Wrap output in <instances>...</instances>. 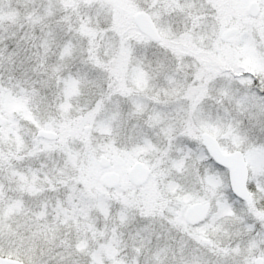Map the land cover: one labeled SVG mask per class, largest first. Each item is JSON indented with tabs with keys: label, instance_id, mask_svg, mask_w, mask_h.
<instances>
[{
	"label": "snow or ice",
	"instance_id": "6c2138e0",
	"mask_svg": "<svg viewBox=\"0 0 264 264\" xmlns=\"http://www.w3.org/2000/svg\"><path fill=\"white\" fill-rule=\"evenodd\" d=\"M0 264H264V0H0Z\"/></svg>",
	"mask_w": 264,
	"mask_h": 264
}]
</instances>
